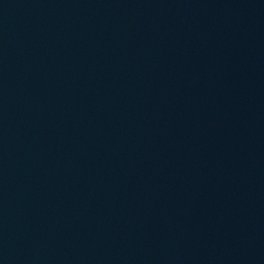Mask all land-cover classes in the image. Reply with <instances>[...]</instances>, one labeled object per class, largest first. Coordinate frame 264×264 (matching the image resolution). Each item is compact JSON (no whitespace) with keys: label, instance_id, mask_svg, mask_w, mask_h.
Returning <instances> with one entry per match:
<instances>
[{"label":"water","instance_id":"1","mask_svg":"<svg viewBox=\"0 0 264 264\" xmlns=\"http://www.w3.org/2000/svg\"><path fill=\"white\" fill-rule=\"evenodd\" d=\"M0 264H264V0H0Z\"/></svg>","mask_w":264,"mask_h":264}]
</instances>
